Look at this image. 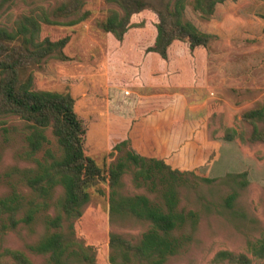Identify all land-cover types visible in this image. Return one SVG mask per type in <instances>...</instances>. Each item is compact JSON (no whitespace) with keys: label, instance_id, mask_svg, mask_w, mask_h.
Returning a JSON list of instances; mask_svg holds the SVG:
<instances>
[{"label":"rangeland","instance_id":"374dc122","mask_svg":"<svg viewBox=\"0 0 264 264\" xmlns=\"http://www.w3.org/2000/svg\"><path fill=\"white\" fill-rule=\"evenodd\" d=\"M65 1L6 0L0 7V25L11 27L22 15L32 16L41 26L40 38L69 37L63 48L66 59L47 58L30 68L33 88L71 94L85 126L84 152L103 171L131 149L180 171L194 170L198 177L215 178L207 183L187 177L193 185L180 191L178 208L195 212L196 222L194 228L187 222L177 232L190 239L165 264H227L213 261L220 250L252 255L251 245L264 239V143L245 141L250 125L241 120V113L264 104V0L218 1L208 15L196 10L193 0H185L184 19L215 38L206 47L192 50L185 41L171 43L164 62L168 76L181 84L169 87L158 83L160 67L151 57L159 55L145 51L157 21L151 9L134 13L123 39L117 40L99 27L108 10L116 8L114 4L81 0L77 11L67 15L59 9ZM84 12L85 18L67 25ZM212 101L219 107L206 125L205 107ZM28 124L17 116L0 118V197L18 193L31 198L24 179L33 176L36 160L46 155L45 149L57 153L50 130L45 131L44 146L30 153ZM228 127L245 139L225 140ZM123 140L127 144L115 149ZM243 171L247 180L243 188L237 186L239 178L224 177ZM122 184L124 194L151 199L157 194L150 183L134 182L131 173L123 175ZM234 187L238 191L231 211L223 199ZM88 192L81 216L62 222L63 257L69 264H122L110 261L109 233L135 241L149 223L110 219L107 178ZM59 193L56 188L50 206L42 208L30 225L20 221L12 228L6 214H0V248L19 249L32 264H52L47 255L30 246L44 231V217L57 213ZM128 264L135 260L131 258Z\"/></svg>","mask_w":264,"mask_h":264},{"label":"trees","instance_id":"16d2710c","mask_svg":"<svg viewBox=\"0 0 264 264\" xmlns=\"http://www.w3.org/2000/svg\"><path fill=\"white\" fill-rule=\"evenodd\" d=\"M185 0H105L116 8L108 10L100 21L99 27L111 33L117 40H122L131 26V16L144 9H151L157 17L152 42L145 48L146 52L158 54L166 59L168 48L175 40L185 41L190 50L206 47L215 38L198 30L191 22L184 19ZM222 0H193V7L202 15L211 13L214 4ZM6 0H0V7ZM81 0H66L59 9L74 13ZM87 16L70 20L73 25ZM44 21H49L44 17ZM40 24L32 16L22 15L11 27L0 25V118L17 116L29 122L31 129L26 140L29 152L35 153L48 141L45 131L50 130L57 153L49 148L46 155L36 160L33 176L24 179L32 192V197L24 199L18 193L0 197V214H6L10 227L18 222L30 225L40 210L48 208L56 188L57 213L44 217V231L39 239L30 246L31 250L47 255L52 264H69L63 257V244L66 240L62 228L64 220L81 216L83 207L89 200L88 188L99 181L108 179L110 188V219L135 218L149 223V227L137 240L111 232L108 245L111 250L110 261L128 264L130 259L135 264H165L166 260L179 253L183 244L190 239L188 234L177 233L188 222L194 228L196 213L178 208L179 193L189 190L193 183L189 175L204 182H212L215 178L198 177L194 170L180 171L172 168L164 160L155 157H144L127 149L111 163L106 171L99 167L93 158L85 154L83 140L85 126L74 109V99L69 92L36 90L33 88L30 68L47 58L66 59L63 48L69 37L56 40L48 37L40 38ZM219 104L208 105V118L216 116ZM241 120L250 125L247 140L249 143H264V104L247 109L241 113ZM242 139L235 128L225 129L224 139ZM245 139V138H243ZM123 140L116 144L119 150L125 146ZM132 174V180L150 183L155 192L151 199L144 194L122 193V177ZM245 171L226 173L224 177H237V186L243 188L247 184ZM238 188L224 197L228 210L232 211ZM17 216L18 214H20ZM17 216V217H16ZM251 254L235 253L229 250L218 251L213 258L215 262L226 261L227 264H264V239L251 245ZM10 261L13 264H32L30 258L19 249L0 248V262Z\"/></svg>","mask_w":264,"mask_h":264},{"label":"crops","instance_id":"0c3cea01","mask_svg":"<svg viewBox=\"0 0 264 264\" xmlns=\"http://www.w3.org/2000/svg\"><path fill=\"white\" fill-rule=\"evenodd\" d=\"M152 59H154L155 60V62H156V64H158L159 65V70H157L156 72H157V74H158V83H159V85L160 86H166V87H169V86H179L181 83H177V82H173L172 81V78H170L169 76H168V74L167 73H169L168 72V70H169V67H167V63H165L164 62V60L165 59H163V58H161L160 56L159 57H151ZM140 60H142L143 61V57L142 58H139ZM145 60V59H144ZM139 63L141 64V61H139ZM155 71V70H154ZM164 76V77H163ZM137 84H140V82L138 83V82H136ZM212 102H215V101H212ZM212 102H210V103H212ZM210 103H207V105H206V107H205V119H206V125H207V123H208V116H209V112H208V110H207V108H208V105L210 104ZM216 103H218V102H216ZM172 120H170V122H171ZM174 123H170V125H173ZM207 129V128H206Z\"/></svg>","mask_w":264,"mask_h":264}]
</instances>
